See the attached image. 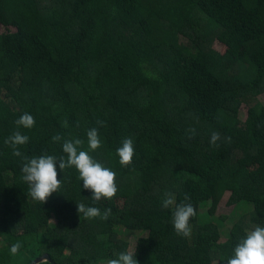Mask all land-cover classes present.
<instances>
[{"label": "trees", "instance_id": "trees-1", "mask_svg": "<svg viewBox=\"0 0 264 264\" xmlns=\"http://www.w3.org/2000/svg\"><path fill=\"white\" fill-rule=\"evenodd\" d=\"M0 27V264H106L128 251L122 221L145 233L138 264H227L245 230L264 227V0H0ZM25 113L32 129L16 124ZM16 131L29 137L20 157L5 143ZM77 138L116 173L121 203L107 220L78 213L96 202L75 167L57 165L62 185L46 204L22 179L24 157L59 159ZM125 138L129 167L116 152ZM166 191L196 209L189 237L176 234ZM224 196L241 213L219 242Z\"/></svg>", "mask_w": 264, "mask_h": 264}, {"label": "clouds", "instance_id": "clouds-1", "mask_svg": "<svg viewBox=\"0 0 264 264\" xmlns=\"http://www.w3.org/2000/svg\"><path fill=\"white\" fill-rule=\"evenodd\" d=\"M98 123L103 126V122L98 121ZM16 124L17 126H23L25 129H32L35 126V119L31 114L25 113L16 121ZM64 126L67 127V123ZM191 132L194 135L195 129H191ZM60 139L59 135L54 136L53 142H57ZM219 139L220 134L213 132L210 143L215 145ZM28 140V136L16 131L5 140V143L11 146L14 156L20 157L22 153L19 151L18 146L25 145ZM83 144L84 141L78 138L66 140L63 143V152L66 156H61L59 159L52 155L32 158L24 157L22 179L28 184V194L34 201L46 204L53 193L59 192L62 181L57 178V165L61 171L72 167L78 170L79 179L83 182V188L92 193V201L97 203L103 199L111 201L117 195L116 173L97 162L87 151L81 150ZM87 144L91 151H95L102 146L97 128L87 131ZM116 152L120 165L129 167L135 154L133 140L125 138L122 141V146ZM185 199L188 200L189 198L186 196ZM162 206L165 209L174 206V230L177 235L189 237L192 231L190 219L196 215L194 206L190 202L177 204L175 195L167 191L164 193ZM77 208L78 213L83 214L85 219L100 218L107 220L111 215L110 208L103 213L97 207H86L84 203L77 204ZM245 231L246 238L241 239L235 247L234 256L227 259V264H264V227L256 225L252 230L246 229ZM21 247L22 244L20 242L12 244L10 248L11 254L13 256L17 255ZM135 256L136 251L121 252L118 258L108 259L106 264H138ZM41 264H46V261H42Z\"/></svg>", "mask_w": 264, "mask_h": 264}, {"label": "rangeland", "instance_id": "rangeland-1", "mask_svg": "<svg viewBox=\"0 0 264 264\" xmlns=\"http://www.w3.org/2000/svg\"><path fill=\"white\" fill-rule=\"evenodd\" d=\"M2 32H5V29L3 27H0V33ZM1 97L10 105V107L15 108V106L11 102L10 97L5 92L1 91ZM261 107H264V95L261 96L257 101V109L259 110ZM225 200L226 196H224L219 204L218 209L216 210V216H218V218L216 219V223L219 227V238L216 240H218L219 242H223L227 238L232 224L237 220L238 216L241 213V209L232 210V208L230 209V207L226 206ZM120 203L121 201L113 203L109 200H101L98 203L96 202V207L104 211L109 208L112 209L115 205H119ZM50 220V225L53 226L55 224V220L52 216ZM115 230L120 239L127 241L128 251L133 250L135 242L140 236H145V233H139L129 230L125 221H122L119 225H117Z\"/></svg>", "mask_w": 264, "mask_h": 264}, {"label": "water", "instance_id": "water-1", "mask_svg": "<svg viewBox=\"0 0 264 264\" xmlns=\"http://www.w3.org/2000/svg\"><path fill=\"white\" fill-rule=\"evenodd\" d=\"M42 261H46V263L54 264L51 262L50 258L47 255H43V256L37 258L31 264H41Z\"/></svg>", "mask_w": 264, "mask_h": 264}]
</instances>
